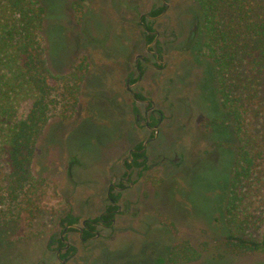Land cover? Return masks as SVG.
Segmentation results:
<instances>
[{
  "label": "rangeland",
  "instance_id": "rangeland-1",
  "mask_svg": "<svg viewBox=\"0 0 264 264\" xmlns=\"http://www.w3.org/2000/svg\"><path fill=\"white\" fill-rule=\"evenodd\" d=\"M173 1L179 15H200L193 0ZM40 2L44 7L43 36L47 46V64L51 71L64 76L67 83L77 85V93L76 98L70 96L60 105L39 140L38 157L33 164V174L39 180L31 197L34 204L22 214L15 234L16 243L0 249V264H34L43 255L49 259V251L43 253V250L48 235L55 231V217L64 215L76 204L77 209L83 208L87 193H90V206L101 209L108 182L116 181L122 173L120 159L126 155L127 147L139 136L147 134L145 129L133 124L132 100L124 88V76L125 71L132 68L135 55L143 53L141 29L135 23L134 8L139 5L145 9L149 0ZM178 53L182 57L201 55L194 49L186 53L175 51L172 45L166 57L177 58ZM80 64L82 71L76 70ZM207 64V60L202 58V74L207 72ZM184 69L180 68V74L188 73L190 67ZM164 74L165 71L159 73L148 68L141 84L144 93L148 92L156 103L167 108L171 99L164 100L165 94L160 92ZM203 84L206 87L208 83L203 81ZM212 84L211 80V88ZM206 97L210 100L211 110L218 108L222 112L217 96L207 92ZM201 99L202 102L199 98L195 107L202 105L204 121L207 118L203 112H207L208 107ZM139 107L143 108V105ZM179 110L180 105L176 107L172 127L168 128L167 122L163 125L168 131L164 132L166 135H163L159 150L167 151L166 146L171 142L183 146L185 132L180 122L185 118ZM221 112L217 114L220 117ZM221 140L236 143L228 127L221 125L210 130L209 123L204 121L202 156L190 152L187 162L176 170L180 175L167 184L163 183L158 191L155 183L141 178L136 188L125 193V198L138 200L149 215L158 217V221H174L173 230L159 225V231L152 235L154 240L158 239L160 257L167 256L166 247L189 241V238L196 246L200 245L201 252L205 242L210 247L198 260L184 264H264V259L255 256L217 258L219 250L214 245L230 230L232 232L231 225L226 222L225 204L235 159V150L217 146ZM73 157L78 158V164L71 167L69 175L68 166ZM76 186L78 196L74 193ZM148 236L150 241L151 235ZM147 256L145 253L144 258ZM83 258V255L78 257L80 264ZM149 260L142 264H155ZM127 264H134V261Z\"/></svg>",
  "mask_w": 264,
  "mask_h": 264
},
{
  "label": "trees",
  "instance_id": "trees-1",
  "mask_svg": "<svg viewBox=\"0 0 264 264\" xmlns=\"http://www.w3.org/2000/svg\"><path fill=\"white\" fill-rule=\"evenodd\" d=\"M193 1L200 10L196 52L207 60L222 108L207 123L228 127L236 139L217 144L235 150L225 204L232 232L214 245L217 258L264 259V0ZM43 20L40 0H0V248L15 242L22 214L34 204L33 164L44 129L77 93L47 64ZM60 217L55 224L65 221ZM203 245L199 252L200 245L179 242L156 264L196 261L210 247Z\"/></svg>",
  "mask_w": 264,
  "mask_h": 264
},
{
  "label": "flooded vegetation",
  "instance_id": "flooded-vegetation-1",
  "mask_svg": "<svg viewBox=\"0 0 264 264\" xmlns=\"http://www.w3.org/2000/svg\"><path fill=\"white\" fill-rule=\"evenodd\" d=\"M134 14L135 23L141 29L143 53H137L132 68L125 71L124 88L132 100L133 124L145 129L147 134L139 136L136 142L127 147L126 155L120 159L122 173L116 181L108 182L101 209L90 206V193L84 198L86 204L83 208L77 209L76 204L67 209L60 217H64L65 221H57L55 231L48 235L45 242L43 253L49 251V259L43 255L34 264H80L77 260L80 255L84 256L81 264H127L129 261L142 264L150 261L149 259L156 264L162 253L158 251V239L152 238L153 233L159 231V225L168 230L175 227L173 220L172 225L161 220L160 224L157 216L149 215L138 200L125 198V193L136 188L141 178L145 182L155 183L156 191L163 183L176 179L180 175L176 170L187 162L190 152L195 156H202V123L215 119L221 109L213 111L209 108L211 104L206 94H215L208 74L205 71L202 74L201 55L182 57L178 53L177 58L166 57L172 45L175 51L181 53L192 49L196 51L200 15H179L177 4L173 0H149L145 9L136 5ZM172 20L173 23H170ZM188 66V73L180 74V68L188 69ZM148 68L159 73L165 71L160 92L165 94L164 100L171 99L167 108L156 103L148 92H143L141 82ZM203 81H207L206 87ZM199 98L201 102L203 98L208 107L207 112H203L207 118L204 121L202 105L195 107ZM178 104L181 106L179 111H182L185 118L180 122L185 132L183 146L179 147L177 142H171L166 146L167 151L159 150V145L163 144L164 132L168 131L163 125L166 122L168 128L174 125ZM178 121L179 119L177 123ZM218 126H221L220 123H209L210 130ZM222 141L224 140L220 142ZM77 164L78 158L73 157L68 166L69 175L71 167ZM74 191L75 194L78 193L77 186ZM15 243L3 245L0 249L9 248ZM116 245L120 248H115ZM169 248L170 246L165 248L167 253ZM197 250L201 252V247ZM145 253L148 255L147 259L144 258Z\"/></svg>",
  "mask_w": 264,
  "mask_h": 264
},
{
  "label": "water",
  "instance_id": "water-1",
  "mask_svg": "<svg viewBox=\"0 0 264 264\" xmlns=\"http://www.w3.org/2000/svg\"><path fill=\"white\" fill-rule=\"evenodd\" d=\"M128 87V86H127Z\"/></svg>",
  "mask_w": 264,
  "mask_h": 264
}]
</instances>
